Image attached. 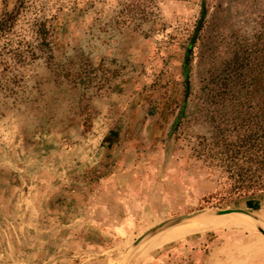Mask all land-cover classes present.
<instances>
[{
  "label": "rangeland",
  "instance_id": "374dc122",
  "mask_svg": "<svg viewBox=\"0 0 264 264\" xmlns=\"http://www.w3.org/2000/svg\"><path fill=\"white\" fill-rule=\"evenodd\" d=\"M202 1L0 0V22L15 15L0 30L1 206L17 193L23 212L63 224L55 197L78 191L76 248L109 264H264L256 227L264 230V193L231 195L216 160L196 154L213 138L199 113L211 57L222 53L221 37L259 29L264 0ZM202 25L201 51L191 53ZM121 170V187L105 197L101 179ZM204 209L240 210L256 224L208 229L138 255L167 228L123 258L152 227Z\"/></svg>",
  "mask_w": 264,
  "mask_h": 264
},
{
  "label": "trees",
  "instance_id": "16d2710c",
  "mask_svg": "<svg viewBox=\"0 0 264 264\" xmlns=\"http://www.w3.org/2000/svg\"><path fill=\"white\" fill-rule=\"evenodd\" d=\"M14 17L7 14L0 30L9 28ZM260 21L250 37L220 38L223 51L211 57V87L199 109L212 125L213 138L207 145L199 142L201 153L196 154L216 160L235 197L264 193V10ZM205 31L202 25L192 36L191 53H200ZM44 32V25L34 31L38 36Z\"/></svg>",
  "mask_w": 264,
  "mask_h": 264
},
{
  "label": "crops",
  "instance_id": "0c3cea01",
  "mask_svg": "<svg viewBox=\"0 0 264 264\" xmlns=\"http://www.w3.org/2000/svg\"><path fill=\"white\" fill-rule=\"evenodd\" d=\"M112 134L109 130L108 140L103 142L104 150L101 155L107 151ZM126 145L127 143L123 141V146ZM124 172L117 171L101 179V184L108 191L103 193L105 197L111 198V189L118 191L117 188L121 187L119 178L124 176ZM80 197V193L75 190L57 195L55 199H60L59 203L62 206L55 216L58 219L62 216L63 219L66 218V221L63 224H46L43 215L44 217L53 215H48L47 212H36L34 215L31 211L29 214L27 211L23 212L25 207H18L17 193L10 194L5 206L0 205V254L5 259L4 262L6 264H66L74 263V259H80L77 264L111 263L110 258L100 254L81 252L76 248L79 243L74 238V227L77 217L80 216L78 208ZM12 223L20 227L15 225L13 228ZM87 254L93 256L86 260L84 257Z\"/></svg>",
  "mask_w": 264,
  "mask_h": 264
},
{
  "label": "bare ground",
  "instance_id": "6f19581e",
  "mask_svg": "<svg viewBox=\"0 0 264 264\" xmlns=\"http://www.w3.org/2000/svg\"><path fill=\"white\" fill-rule=\"evenodd\" d=\"M249 217L240 213L216 215L215 213L205 211L203 213L198 214L195 217H192L180 223L164 228V229L168 228V230H165L162 233L158 234L156 237L150 239V241L147 242L145 245L137 247L136 248L137 250L136 249L135 250L138 251L139 253L138 255H143L165 244L171 243L180 238L198 232H202L208 229L225 228V227L249 228L252 227L251 223L256 224Z\"/></svg>",
  "mask_w": 264,
  "mask_h": 264
},
{
  "label": "water",
  "instance_id": "95a60500",
  "mask_svg": "<svg viewBox=\"0 0 264 264\" xmlns=\"http://www.w3.org/2000/svg\"><path fill=\"white\" fill-rule=\"evenodd\" d=\"M202 2L204 3V0ZM203 17H204V11H202V15H201V18L199 19L198 26L200 25ZM176 123H177V120L175 121L174 126H175ZM205 211H209L211 213H215L216 215H224V214H229V213H240V214H243V215L249 217L248 214H246L245 212L240 211V210H232V209H225V210L204 209V210L195 211V212L190 213V214H186V215L178 216V217H175V218H172V219H168V220H166V221H164V222L152 227L151 229H149L145 233H143L136 241H134L125 250L123 258L127 257L129 255V253H131V251H133L139 244H141L143 241H145L148 237H150L155 232H157V231H159L161 229H164L166 227L172 226L174 224L180 223V222H182L184 220L190 219L192 217H195L198 214L203 213ZM256 227H257L258 231L264 236V230L261 227L257 226V225H256Z\"/></svg>",
  "mask_w": 264,
  "mask_h": 264
}]
</instances>
